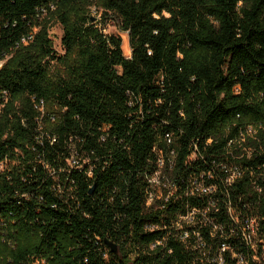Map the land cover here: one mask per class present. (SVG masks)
I'll list each match as a JSON object with an SVG mask.
<instances>
[{
  "label": "trees",
  "instance_id": "trees-1",
  "mask_svg": "<svg viewBox=\"0 0 264 264\" xmlns=\"http://www.w3.org/2000/svg\"><path fill=\"white\" fill-rule=\"evenodd\" d=\"M250 218L260 244L264 0H0V264H236Z\"/></svg>",
  "mask_w": 264,
  "mask_h": 264
},
{
  "label": "built area",
  "instance_id": "built-area-1",
  "mask_svg": "<svg viewBox=\"0 0 264 264\" xmlns=\"http://www.w3.org/2000/svg\"><path fill=\"white\" fill-rule=\"evenodd\" d=\"M93 11V10H92ZM96 11V10H95ZM97 15V12H95ZM94 16V14L92 13ZM252 130V128H249V130ZM160 166H163V162H160ZM235 178V175H232L229 178V182H231ZM152 183L155 186V189L158 190L159 194L155 192H151L148 194V199H147V206H150L154 200L156 195H160L161 197L164 195V190L167 188L165 184L161 183L160 179V173L155 174V176L151 179ZM196 190H199L201 193L206 194V193H211L214 190L211 188H203L200 187V185L197 186L194 185ZM194 212L192 214L188 215L187 217L181 218L180 221L186 222V224H193L194 217H193ZM236 223H240L238 220H235ZM177 227L179 230H181V235L180 239L182 241H187L191 235H194L197 237V240L200 242L201 238L200 235L196 232V230L193 232V234H190L189 231L185 230L182 227V222L177 223ZM216 229V227H215ZM240 234L237 236L239 239L242 240V242L245 244V246L251 251L252 255L246 254H234L233 258H235L236 264H253L251 262V259L249 257H252V261H254V264H264V241H260L261 243L259 244V239H258V223L256 219L250 218V219H245L240 223ZM228 248L225 245H222L221 251L219 258L217 259V262L219 264H224V260L222 257V254L227 250ZM214 261V260H213Z\"/></svg>",
  "mask_w": 264,
  "mask_h": 264
},
{
  "label": "rangeland",
  "instance_id": "rangeland-1",
  "mask_svg": "<svg viewBox=\"0 0 264 264\" xmlns=\"http://www.w3.org/2000/svg\"><path fill=\"white\" fill-rule=\"evenodd\" d=\"M95 9H93L92 13L94 16H97L95 13ZM99 17V16H98ZM105 34L109 36H116L119 37L122 40V51L125 57L130 58L131 56V48L129 44V35L127 32L122 31L121 26L118 25L114 21H109L107 24L103 25ZM51 38L53 40L55 48L61 52L62 46H61V38L63 35L62 28L59 25H55L50 32ZM40 111L46 116V107L41 108ZM249 134H255L253 130L248 131ZM117 255L118 257L124 261L125 264H132L134 260V253L133 249L126 248L124 250L117 247Z\"/></svg>",
  "mask_w": 264,
  "mask_h": 264
},
{
  "label": "water",
  "instance_id": "water-1",
  "mask_svg": "<svg viewBox=\"0 0 264 264\" xmlns=\"http://www.w3.org/2000/svg\"><path fill=\"white\" fill-rule=\"evenodd\" d=\"M108 246L110 247L111 252H113V253L117 252V247L115 245L108 243Z\"/></svg>",
  "mask_w": 264,
  "mask_h": 264
}]
</instances>
